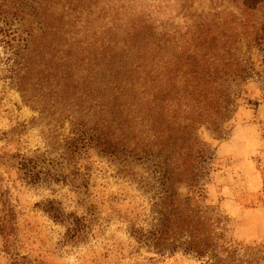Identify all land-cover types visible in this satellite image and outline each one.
Wrapping results in <instances>:
<instances>
[{"label": "rangeland", "instance_id": "374dc122", "mask_svg": "<svg viewBox=\"0 0 264 264\" xmlns=\"http://www.w3.org/2000/svg\"><path fill=\"white\" fill-rule=\"evenodd\" d=\"M151 4L158 33L172 39L156 57L159 68L169 59L185 60L188 54L181 45L188 32L203 41L229 39L225 48L247 69L244 80L221 84L226 104L218 89L201 103L203 109H187L189 118L213 109L225 115L216 130L206 125L195 129L207 149L193 183L200 190L186 183L177 188L181 198L201 201L230 244L253 250L264 244V43L248 40L259 35L264 42V3L254 9H245L243 0L146 3L148 8ZM205 44L210 54L212 45ZM42 119L45 114L23 100L11 77L0 37V264H208L207 257L182 249L159 251L137 239L138 232L145 236L157 225L159 195L150 165L123 163L94 147L68 156L60 144L70 122L51 127ZM38 155L46 161L43 171L55 178L29 183L17 162L21 156ZM47 201L58 204L65 221L53 220L42 209ZM74 219L78 238L67 235Z\"/></svg>", "mask_w": 264, "mask_h": 264}, {"label": "trees", "instance_id": "16d2710c", "mask_svg": "<svg viewBox=\"0 0 264 264\" xmlns=\"http://www.w3.org/2000/svg\"><path fill=\"white\" fill-rule=\"evenodd\" d=\"M154 1L0 0V37L11 77L23 100L45 114L47 125L70 122L60 144L66 155L94 147L123 163L150 165L159 195L157 225L145 236L138 232L137 239L159 251L182 249L207 257L208 264H264V244L253 250L233 246L201 201L181 198L177 188L186 183L200 190L193 183L207 149L195 129L216 130L225 115L213 109L189 118L187 109H203L201 103L218 89L226 104L221 84L244 80L247 69L225 48L229 39L203 41L188 32L181 45L185 60L169 59L159 68L156 57L172 39L158 33L150 11L154 6L146 5ZM263 3L243 0L245 9ZM259 39L255 35L248 41L264 43ZM205 43L212 45L210 54ZM45 163L41 155L21 156L17 168L27 182L38 183L55 178L43 171ZM41 207L53 220H66L55 201ZM70 223L67 235L80 237L78 219ZM6 228L3 224L5 233Z\"/></svg>", "mask_w": 264, "mask_h": 264}]
</instances>
